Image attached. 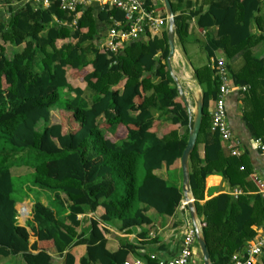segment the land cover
<instances>
[{
	"label": "trees",
	"instance_id": "16d2710c",
	"mask_svg": "<svg viewBox=\"0 0 264 264\" xmlns=\"http://www.w3.org/2000/svg\"><path fill=\"white\" fill-rule=\"evenodd\" d=\"M197 1L207 6L204 13L178 15L169 0L175 37L184 49L193 18L199 31L217 29V39H209L205 46L208 59L221 52L233 85L247 88L241 99L242 121L252 142L261 140L264 146V57L251 53L264 41V15L258 17L264 12V0ZM145 3L164 12L159 0ZM6 5L8 16L0 23V257L53 264L49 253L55 250L64 258L63 264L129 261L135 246L108 252L105 227L117 221L121 232L139 228V238L148 239L145 228L173 217L182 200L181 187L169 184L164 175L181 172L191 121L166 65L167 33L107 55L99 41L103 30L123 22L118 10L90 6L71 28L54 23L73 21L56 3L47 10L28 4L22 11H13L9 2ZM252 25L260 33H252ZM58 42L63 44L57 47ZM9 47L22 49L7 54ZM238 54L243 66L233 72L230 62ZM193 71L203 90V115L189 157V187L210 264H231L232 256L244 251L264 229V198L251 194L258 186L247 147L233 142L243 153L232 157L218 133L211 131L209 108L218 95L213 70L203 66ZM62 89L69 96L61 104ZM87 90L93 95L90 104L83 100ZM54 107H58L59 123L51 125ZM41 122L44 128L39 130ZM163 123H167L164 128ZM25 152L38 162L18 166L27 165L34 189L50 193L58 206L33 204L26 223L37 239L33 244L27 229L17 224L13 197L12 160ZM139 161L144 173L140 184ZM210 176L222 178L228 193L205 201V180ZM235 190L242 195L231 196ZM81 214L94 215L85 232L77 220ZM156 243L155 239L147 242ZM80 246L84 254L76 257L72 251ZM146 259L152 264L150 257Z\"/></svg>",
	"mask_w": 264,
	"mask_h": 264
},
{
	"label": "crops",
	"instance_id": "0c3cea01",
	"mask_svg": "<svg viewBox=\"0 0 264 264\" xmlns=\"http://www.w3.org/2000/svg\"><path fill=\"white\" fill-rule=\"evenodd\" d=\"M7 2H9L8 6H10L13 11H22L24 10V7L29 4L26 3L25 0H0V23L6 19V16H8V13H5L3 11V6H2V4H7ZM173 3L177 6L178 15L181 13L189 15L192 12L196 13L201 10L204 13L207 9V6L204 5L203 2L200 1L198 2L197 0H173ZM263 15L264 12L258 15V17H262ZM260 25L263 26V21L260 22ZM103 31H104L103 34H101L102 38L105 37L106 35V29ZM216 31L217 29L215 27H209L203 31H199V28L197 27V18H193L189 29L188 40L184 49L178 43L177 38L175 37L174 39L175 49H174V55L171 59V71L172 74L176 76L175 78H177L179 85L183 90V93L187 100V104L189 103L190 106H191V100L194 101V97H195L192 94L190 95V91L192 90V88H196L194 93L196 97L198 92L200 91L202 92L203 90L198 85L196 79L194 78V71L191 70L190 68L187 69L184 67V63H186L185 62L186 59L184 56L188 55L187 53H189V50L191 48L187 46L188 41L190 39L193 46H195V43L198 42L197 36H200L204 38L205 46H206L209 39H213V40L217 39ZM251 32L260 33L256 25L251 26ZM165 33H167V30L165 31ZM191 52L193 53V51ZM251 53L255 58L264 57V41L255 45L252 48ZM215 59H223L226 64V60L223 57L222 53L215 52L214 57L209 59V63L204 66H207L212 70V65ZM181 64L183 66H181ZM172 66L178 69L177 73L173 71ZM242 66H243L242 54H238L230 62L231 70L233 72H237L240 70ZM191 82L192 84L194 83V85H192ZM242 95L238 93H233L226 100V112H227L229 127L233 133V136L237 138V140L242 144L241 146L247 147L248 149L249 159L253 170V178L264 180V153H261L254 148L252 140L245 128V124L242 121V112H243L242 101H241L243 97ZM212 108H213V102L210 104L209 114ZM166 126L167 123H163V128ZM224 147L225 149H227L226 145H224ZM202 149H203L202 145H200L199 150L201 156L203 155ZM172 174L175 175L174 184H177L180 187H182V173L175 172ZM164 176L166 180L169 181L167 173H165ZM226 193H228V187L226 183L222 180V178H220L219 176H210L206 178L205 201H208L211 198H214L220 194H226ZM251 194H256V193L254 192ZM41 203L45 206L48 205V203H44L43 200H41ZM182 204H183V199L181 200L180 206ZM180 206L178 207L173 217L170 218L167 217L162 221L157 222L149 230H148L149 227L145 228L148 238L145 240L139 238V235L141 234V229L139 228H132L130 232L126 234L120 231L119 222L113 221L111 224H108V226L105 227L106 230L108 231V234L106 236L107 251L110 253H115L116 251L126 246L127 244H132L133 246H135L136 252L134 254H131L128 257V260L139 261L141 262V264H148L146 258L150 257L151 255H155L162 260H169L176 257L182 248L183 238L185 235L186 228L191 223V219L187 208L185 207L182 210ZM93 218H94L93 214H81L77 216V220H79V222L81 223V229L83 232L87 230L89 222ZM30 220L31 217L29 221ZM197 223L200 226L199 218H197ZM25 228L27 229L29 235H31L30 238H32L29 240L30 244H33L34 242L37 241V239L33 237V233L30 231V228L28 227ZM152 239L157 240V243L153 245H148L147 242ZM161 246H163L164 249H161ZM196 246L197 247H195L194 255L199 253L198 245ZM84 250L85 248L83 246H80L74 248L72 253L76 257H81L84 254ZM49 255L52 258L53 264H63L64 258L59 254H57L55 250H51ZM194 255H193V259L195 257ZM258 264H260V259L258 260Z\"/></svg>",
	"mask_w": 264,
	"mask_h": 264
},
{
	"label": "built area",
	"instance_id": "2783aa9c",
	"mask_svg": "<svg viewBox=\"0 0 264 264\" xmlns=\"http://www.w3.org/2000/svg\"><path fill=\"white\" fill-rule=\"evenodd\" d=\"M35 9L47 10L54 3L58 9L73 17L71 24L66 21L55 20V24L61 27H76L79 13L93 5H97L101 10H118L123 13V22H115L108 29L105 37L99 41V48L104 50L107 55L116 54L122 48L141 41H153L161 39L167 30V17L165 12L146 7V0H25ZM214 76L218 83V95L213 102L210 112L211 131L218 133L221 142L226 145L232 157H239L243 152L240 148H235L234 144L241 147L235 139L229 127L226 112V100L233 93L240 95L247 91L246 87H236L233 85L230 74L223 59H215L212 65ZM234 142V144H233ZM254 148L264 153V146L261 140H254ZM242 171V168H241ZM258 186L256 192L264 198V180L255 178ZM237 198L242 192L235 190L230 193ZM183 210L186 204L180 206ZM199 226V224H198ZM200 226L196 228L192 222L187 226L183 238L182 248L179 254L169 260H162L155 255L150 256L152 264H191L197 245V235ZM264 254V229H260L257 235L247 243L246 248L241 253H236L231 258V264H258V260ZM122 264H141L139 261H126Z\"/></svg>",
	"mask_w": 264,
	"mask_h": 264
},
{
	"label": "rangeland",
	"instance_id": "374dc122",
	"mask_svg": "<svg viewBox=\"0 0 264 264\" xmlns=\"http://www.w3.org/2000/svg\"><path fill=\"white\" fill-rule=\"evenodd\" d=\"M2 6H3V11L7 13V5L2 4ZM197 37H198V42L195 43V46H193V44L191 43L189 39L187 46L191 48L189 50V53H187L188 55L184 56L186 59L185 60L186 63H184V67L187 69L190 68L191 70L200 68L209 63V59L205 51V40L203 37H200V36H197ZM62 44L63 42H58L57 47H60ZM20 49L22 48L14 49V48L9 47V49H7V54H10L11 50L14 52V51H19ZM191 51H193V53ZM181 66L183 65L181 64ZM172 69L175 73L178 72V69L173 66H172ZM192 85H194V83ZM195 90L196 88H192V90L190 91V95L192 94L193 96H195L194 99L196 98V95H194ZM59 94L61 95L60 103L62 104L63 98L68 97L69 93L66 89H62L59 91ZM91 94L92 92L90 90H87L85 92L83 96V100L85 101L86 104L91 103L92 98H93V95ZM188 105L191 108V110H193V108L195 107L194 101L192 100H191V106L189 103ZM58 123H59L58 107H54L51 109L50 124L55 125ZM43 128H44V123L41 122L38 126V129L42 130ZM184 131L185 130L182 129L180 130V133L184 134L185 133ZM26 153L27 152L22 153V154L19 153L20 156L18 155L16 156L15 159L12 160V164H14V167L11 169L12 178H13V187H14L13 197L17 202L16 204V209L18 212L17 224L20 227H26V223L29 221L31 217V210H32L33 203L41 202V200H43L44 203H48L50 204V206H54L55 208H58V206H55V204L53 203V199L50 193L46 191L34 189V187L32 186L33 175L28 174L27 165L18 166L22 164L23 162L24 163L26 162L28 164L38 162V161H35L36 158L34 156L27 157ZM136 174H137L138 183L140 184L142 177L144 175L143 169H142V163L140 161L137 165ZM168 179H169V184H174L175 175L172 173H169ZM149 215L154 217L155 219L158 218L156 214H154L153 212H150ZM194 256L195 257L194 259H192L191 264H202V258L200 255V251ZM0 264H25V263L23 262L20 256H10L7 258L0 257Z\"/></svg>",
	"mask_w": 264,
	"mask_h": 264
},
{
	"label": "water",
	"instance_id": "95a60500",
	"mask_svg": "<svg viewBox=\"0 0 264 264\" xmlns=\"http://www.w3.org/2000/svg\"><path fill=\"white\" fill-rule=\"evenodd\" d=\"M159 1L162 4V7L164 9V12L168 20L167 22V41H168L169 55L166 60V65L170 73V76L173 79L174 84L176 85L179 98L183 101V103L186 105V108L188 109L190 121H191V127H190V131L188 134L187 144H186V147L181 157V173H182L181 192H182V199H183V202L186 204V208L188 210L191 222L196 228H198L199 226L197 223V218H198L197 211H196L194 199L191 194L190 187H189V164L188 163H189V157L195 148L200 126L202 123L203 94L201 91L198 92L197 97L194 99L195 107L193 108V110H191L189 105L187 104V100L185 98L183 90L181 89L179 85L177 78H175V76L172 74V71H171V59L174 55V49H175L174 39H175V29L176 28H175V22H174V14H173L169 0H159ZM197 245H198L199 251L202 256L203 264H210L209 253L207 251L205 239L203 238L201 231H199L197 235Z\"/></svg>",
	"mask_w": 264,
	"mask_h": 264
}]
</instances>
